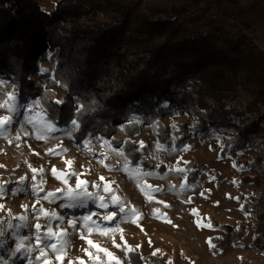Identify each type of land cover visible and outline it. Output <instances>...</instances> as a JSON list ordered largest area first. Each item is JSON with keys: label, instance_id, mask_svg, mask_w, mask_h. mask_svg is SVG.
I'll use <instances>...</instances> for the list:
<instances>
[{"label": "trees", "instance_id": "obj_1", "mask_svg": "<svg viewBox=\"0 0 264 264\" xmlns=\"http://www.w3.org/2000/svg\"><path fill=\"white\" fill-rule=\"evenodd\" d=\"M47 52L65 89V103L49 113L58 129H67L79 98L88 110L73 142L103 136L143 170L159 168L142 157L146 146L134 151L143 127L177 150L217 140L210 148L239 168L236 198L252 224L251 246L264 248V0H56L50 10L41 0H0V78L23 98L59 99L37 75ZM185 169L187 184L204 171L219 176L194 160ZM209 220L227 244L249 232ZM11 244L0 255L22 264L8 257ZM140 256L133 264H168L166 254Z\"/></svg>", "mask_w": 264, "mask_h": 264}, {"label": "rangeland", "instance_id": "obj_2", "mask_svg": "<svg viewBox=\"0 0 264 264\" xmlns=\"http://www.w3.org/2000/svg\"><path fill=\"white\" fill-rule=\"evenodd\" d=\"M55 1L41 0V3L46 10H50ZM52 58L53 54L49 52L44 54L37 75L42 74V83L54 89L61 99L65 95V89L53 79ZM41 68L49 71L42 73ZM0 80L6 81V84L0 86L3 92L12 90L9 80L3 78ZM4 114V110H0V115ZM171 118V116H166L164 120L168 123L174 122ZM22 120L23 115L15 118V121ZM17 128H19V123L14 122L12 131L6 135H0V185L6 183L9 189L4 196H0V204L4 205V209H0V219H7L8 211L14 216L24 213L25 209L22 205L36 204V196L27 193H20L16 196L11 194V189L22 176L25 177L26 184L29 185V191H31L30 186L33 183L31 168L43 169L42 173L38 171L36 174V182H39L41 177L44 180L42 185L44 192L40 193L41 196L48 191L62 187L61 181L52 175L51 170L55 167L58 172L83 173L80 179L88 182V191H94L93 182L101 186L107 182H114L111 187L116 189L115 194L122 198L126 211L136 209V214L132 215L129 220L119 223V229L123 230L122 233L118 229L114 234L105 236L101 235L99 230H94L91 234L85 231V239L82 240L80 233L83 229L80 228L79 223L77 231L73 232L72 229H68L69 246L66 249L67 257L64 259V264H67L68 260L76 261L77 257L83 261V264H95L85 252L81 251L82 248H87L96 252V249L91 248L86 242L88 239L102 248L109 249L124 264H128L124 252L113 246V235L117 244L123 243L120 239L123 235L128 245H140L139 251L143 257L159 249L157 255L166 254L168 261H172L173 264H264V248L254 249L251 246L252 224L248 215L241 210L236 198L238 193L236 178L239 175V168L233 166L235 163L232 158H222L217 150L210 148L212 143L219 144L217 140L201 143L196 149L189 148L188 151H182L161 144L149 127H143L134 139L139 146L143 143L147 147V152L142 153V157L159 167L143 170L140 166L129 162L124 154H118L120 149L103 136H88L87 140L90 144L85 150L78 147L72 137L65 136L64 131L54 133L56 138L41 140L36 138L38 130L26 124L24 131L29 134L21 133L17 139ZM116 134L123 138L127 136L125 131L118 126H116ZM192 143L193 141H190L187 146ZM49 150H54L57 154L50 155ZM189 160L196 161L198 165H205L211 171L217 172L219 176L215 178L204 171L195 184H187L185 164ZM67 161H72L71 165H67ZM125 165H127V171L124 170ZM161 167L162 170H160ZM176 168H183L185 171L178 173L175 171ZM145 172H151L154 175H139ZM100 177H104V180H100ZM75 183L76 179L72 177L69 184L75 185ZM137 183L145 187L149 195L142 193ZM182 184L185 187L181 188ZM148 185L153 188L159 187L161 191L151 192L147 188ZM203 190L208 191L210 195H201ZM57 195L60 194L57 193ZM61 203H66V201L61 199L50 204L41 200L36 206L38 208L43 205L49 211L55 210L66 219L82 217L91 212L103 215L106 211H115L117 215L112 221H102L96 216L93 217L97 223L111 227H115L123 216L118 208L111 204L105 210L95 207L91 201H88L85 207H74L77 210L73 212L72 208L59 207ZM210 215L221 223L234 226L244 224L249 228V232L239 244H227L225 235L211 226ZM133 221H138V223ZM32 222L36 221L33 219ZM40 222L43 224L44 220L41 219ZM57 223L59 222L52 221L53 226ZM27 231L23 230L22 234H26ZM214 236L222 239L217 243L211 241L216 246L211 248L208 241ZM4 239L5 243L12 241L8 238ZM214 250L221 254H217ZM99 255L104 260L108 259L103 253ZM76 264H79V261H76Z\"/></svg>", "mask_w": 264, "mask_h": 264}, {"label": "snow or ice", "instance_id": "obj_3", "mask_svg": "<svg viewBox=\"0 0 264 264\" xmlns=\"http://www.w3.org/2000/svg\"><path fill=\"white\" fill-rule=\"evenodd\" d=\"M42 73L48 72V69L41 68ZM59 83V81H57ZM6 84V81L0 80V86ZM66 87V85H65ZM50 92V90H49ZM65 101L63 99H53L50 94H45L42 99H26L21 97L19 89L13 84L11 91L3 92L2 87H0V110H4L5 114L0 115V135H6L13 129L14 122L19 123V128L17 131V139L19 135L23 133L28 135L29 133L24 131V125H31L33 129L38 130L37 139L46 140L49 138H56L53 134L57 131H64L65 136L71 138L73 133L77 132L81 128L83 121L81 117L84 115L85 111L88 110V105L82 103L79 98L76 99L72 107V116L67 122V129H58L55 120L49 116V113L58 112L57 108L52 107V105H63ZM23 115L22 121H15V118ZM173 128L176 127L175 124L172 125ZM90 141L85 139L82 145H78L82 149L87 150ZM144 147L143 143L140 144V148L134 149V151H139ZM160 147V145H158ZM63 150V149H62ZM182 151H188L189 146H185L181 149ZM50 155L57 154L54 150H49ZM120 155H123V150L119 151ZM72 161H67V165H71ZM103 163V161H101ZM159 166V165H158ZM236 167V165H233ZM111 170V169H110ZM125 171H127V165H125ZM43 172V169L31 168L32 181L31 191H29V185L25 183V177H20L18 183L11 189L12 196H16L20 193H27L29 195L36 196V204L31 206L22 205L25 209L24 213L19 215H13L8 211L7 219H0V248L6 247L5 239L8 238L12 240V244L7 246L8 257L15 258L22 262V264H64V259L67 257V247L69 246V241L67 239L69 232L68 229H72L73 232L77 231V224L79 223L80 228L83 229L80 233V239H85L84 232L91 234L94 230H99L101 235L108 236L114 234L119 229V223L125 222L130 219L132 215L136 214V209L132 208L130 211H126V207L123 204L122 198L117 196L116 189L111 187L114 182H107L102 186L96 182L92 183L94 191H88L87 181L80 179L83 173H77L75 171H64L58 172V170L53 167L51 172L52 175L59 181H61L62 187L56 188L54 191H48L43 196L40 193L44 192L42 187L44 180L41 177L39 182L37 181V172ZM176 172H184L183 168H176ZM141 176H151L154 173L145 172L140 173ZM75 177V185H70L69 180ZM139 176L137 177V179ZM100 180H104V177H100ZM137 187L146 196L149 192L146 191L145 187H141L137 183ZM185 185H181V188ZM151 192H160L161 188H153L151 185L147 186ZM9 189L6 183L0 185V196H4ZM59 193L60 195H57ZM203 195V193H201ZM64 200L66 203H61L58 205L61 208H74V207H85L88 201L99 208L107 210L110 204L118 208L119 213L123 214L122 219L117 222L115 227L108 225H101L93 220L96 216L102 221H112L117 212H105L101 215L98 212H91L89 214L83 215L78 218H65V216L59 215L55 210L49 211L45 209L43 205L37 208V204H40L41 200L47 201L48 203H55L57 200ZM0 209H4V205L0 204ZM30 209V213H29ZM158 211V210H156ZM195 213V209L192 210ZM33 219L36 221L33 223ZM44 220L42 224L40 221ZM58 221L55 226H53L52 221ZM138 223V221H133ZM171 223V221H168ZM199 226V224L197 225ZM209 226V225H206ZM28 230L26 234H22L23 230ZM34 229V231H33ZM43 229V231H42ZM239 230V229H238ZM122 233L123 230L119 229ZM122 244H117L113 235V246L124 252L125 260L128 264H133V258L138 254L140 245L130 246L124 241L123 235L120 237ZM255 239V237H254ZM91 248L96 249V252H92L90 249L82 248L81 251L85 252L89 259L94 261L95 264H124V262L117 257L113 252L107 248H102L95 244L91 239L86 241ZM211 248L216 246L208 241ZM151 245V241H149ZM159 252V249L154 250L151 253V257L140 256V261L151 260ZM100 253H103L107 260L100 257ZM53 257L55 258L53 260ZM79 264H83V261L79 257L76 258ZM76 261L68 260L67 264H76ZM0 264H15V261L6 258L4 255H0ZM168 264H173L172 261H168Z\"/></svg>", "mask_w": 264, "mask_h": 264}]
</instances>
